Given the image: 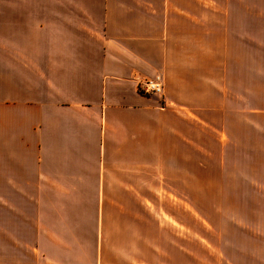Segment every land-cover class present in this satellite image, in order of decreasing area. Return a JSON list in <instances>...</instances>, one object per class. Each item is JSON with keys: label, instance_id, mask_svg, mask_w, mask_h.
<instances>
[{"label": "crops", "instance_id": "0c3cea01", "mask_svg": "<svg viewBox=\"0 0 264 264\" xmlns=\"http://www.w3.org/2000/svg\"><path fill=\"white\" fill-rule=\"evenodd\" d=\"M252 48L264 0H0V264H153L128 240L176 216L147 202L189 201L180 172L213 170L191 163L194 119L221 120L223 200L234 190L215 251L264 264ZM156 75L161 96L140 94Z\"/></svg>", "mask_w": 264, "mask_h": 264}, {"label": "rangeland", "instance_id": "374dc122", "mask_svg": "<svg viewBox=\"0 0 264 264\" xmlns=\"http://www.w3.org/2000/svg\"><path fill=\"white\" fill-rule=\"evenodd\" d=\"M251 52L248 93L250 107H253L264 104V80L257 77L260 74L264 76V49L252 48ZM213 121V126L207 124L206 119L193 121L191 163H207L213 166V170L205 173V179L199 172H180L184 175L189 173V201L185 200V196L179 195L177 201L163 199L156 203L147 202L146 209L176 216L175 233L171 224L168 225V218L162 216L160 220L163 226L159 232L154 227H145L142 240L139 235L136 242L128 240V243L136 246L127 248V254L136 255V259L152 260L153 264H223L222 256L214 248L215 233L217 229L230 230L226 223L218 219V213L232 214V209L235 208L232 204L234 190L227 191V200H223L222 187L220 188L218 180L219 172L215 167L220 163L221 120ZM201 215L205 216V219H201ZM202 235L212 240V244L208 242L207 245L205 240H201Z\"/></svg>", "mask_w": 264, "mask_h": 264}, {"label": "built area", "instance_id": "2783aa9c", "mask_svg": "<svg viewBox=\"0 0 264 264\" xmlns=\"http://www.w3.org/2000/svg\"><path fill=\"white\" fill-rule=\"evenodd\" d=\"M164 82L161 76H154L150 79H145L143 81H139L137 85V90L140 94L143 95H153L161 96L163 93Z\"/></svg>", "mask_w": 264, "mask_h": 264}]
</instances>
